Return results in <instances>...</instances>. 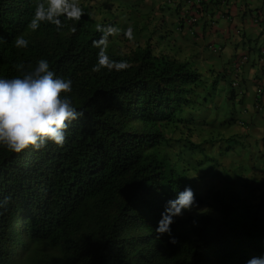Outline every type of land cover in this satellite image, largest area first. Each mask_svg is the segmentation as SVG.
<instances>
[{
  "label": "trees",
  "instance_id": "trees-1",
  "mask_svg": "<svg viewBox=\"0 0 264 264\" xmlns=\"http://www.w3.org/2000/svg\"><path fill=\"white\" fill-rule=\"evenodd\" d=\"M42 2L0 0V77L47 59L72 80L68 95L84 115L63 146H0V264H245L264 255V19L255 22L261 45L246 47L235 18L219 16L221 2L197 27L216 15L233 38L200 42L199 27L187 33L186 0H79L78 20L33 31ZM17 37L28 46L16 47ZM246 126L254 151L240 137ZM188 186L209 210L158 232L167 201Z\"/></svg>",
  "mask_w": 264,
  "mask_h": 264
},
{
  "label": "clouds",
  "instance_id": "clouds-1",
  "mask_svg": "<svg viewBox=\"0 0 264 264\" xmlns=\"http://www.w3.org/2000/svg\"><path fill=\"white\" fill-rule=\"evenodd\" d=\"M65 15L69 19H79V0H45L35 9L31 29L37 30L42 22L52 23L60 29V17ZM28 44L29 41L23 37H17L15 41L18 48H26ZM100 64H105V61L101 60ZM72 87V80L57 76L50 69L47 59L38 60L36 66L22 76L0 77V146L16 153L29 147L41 149L49 142L63 146L70 124L84 115L68 95ZM254 101L258 104L255 105V111L260 112L259 97H255ZM248 129L250 127L246 126L245 134L240 137H246L254 151L256 141ZM258 130L264 134L263 127ZM197 203L193 189L185 187L174 199L167 201L157 231L170 234V225L175 216L209 210L205 205L196 207ZM248 257L250 259L245 264H264V255L250 253Z\"/></svg>",
  "mask_w": 264,
  "mask_h": 264
},
{
  "label": "crops",
  "instance_id": "crops-1",
  "mask_svg": "<svg viewBox=\"0 0 264 264\" xmlns=\"http://www.w3.org/2000/svg\"><path fill=\"white\" fill-rule=\"evenodd\" d=\"M223 0H204V9L206 7L207 12L213 11L215 5L213 2H220ZM225 6L228 7L232 17L235 18L237 24L241 25L243 29V40L245 37L248 39L256 36H259L260 31L263 27H259L258 24H255V20L252 19V13L264 11V0H224ZM217 5V3H216ZM198 29L204 31V39L199 40L204 42L206 40H230L233 38L232 34V25L229 26L224 20H219L218 24L214 26L211 30L206 24H199ZM210 30V31H209ZM242 40V41H243ZM199 42V45H200Z\"/></svg>",
  "mask_w": 264,
  "mask_h": 264
},
{
  "label": "built area",
  "instance_id": "built-area-1",
  "mask_svg": "<svg viewBox=\"0 0 264 264\" xmlns=\"http://www.w3.org/2000/svg\"><path fill=\"white\" fill-rule=\"evenodd\" d=\"M186 1H187V4L192 6V8L190 9L189 12H185V15H183L185 17L184 24L187 27V33L195 36L197 34V24L199 23L198 19L200 18L202 14H205L204 0H186ZM224 5H225V1L223 0L221 1V4H220L221 10L219 12L221 14L219 16L228 19L229 17H232V15L230 11L229 13L226 11L227 8H225ZM215 16L216 15L211 16V18L210 16L208 17L207 26L210 25L212 28L215 26L214 24ZM252 19L255 21L264 19V13H258V15H256L255 13L254 15H252ZM262 60H264L263 57H262ZM259 96L260 95H257V97ZM256 106H258V104Z\"/></svg>",
  "mask_w": 264,
  "mask_h": 264
},
{
  "label": "rangeland",
  "instance_id": "rangeland-1",
  "mask_svg": "<svg viewBox=\"0 0 264 264\" xmlns=\"http://www.w3.org/2000/svg\"><path fill=\"white\" fill-rule=\"evenodd\" d=\"M129 2H133V0H129ZM130 5L131 4H129V7H131ZM171 11H172V8L169 7V8H166L164 12L169 15V14H171ZM173 25H174V22L171 21V24H169V26H168L171 29V31H174V26ZM255 38H256V36H253V37H251L249 39L247 37H245V41H247L246 47H256L258 45L260 46L261 43H262V40L261 39H255ZM187 43H190V42L187 41ZM255 56H256V53L253 51L250 54V57H251L250 59H252ZM215 61H216V63L220 64L218 58H216ZM250 95L252 97V95H253L252 91H251ZM248 132H249V134L251 133L250 129H248Z\"/></svg>",
  "mask_w": 264,
  "mask_h": 264
}]
</instances>
